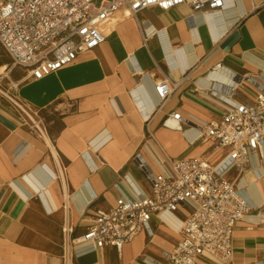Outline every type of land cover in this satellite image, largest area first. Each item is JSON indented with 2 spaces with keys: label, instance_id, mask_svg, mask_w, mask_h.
<instances>
[{
  "label": "crops",
  "instance_id": "crops-1",
  "mask_svg": "<svg viewBox=\"0 0 264 264\" xmlns=\"http://www.w3.org/2000/svg\"><path fill=\"white\" fill-rule=\"evenodd\" d=\"M8 57L0 62L7 91L0 90V264H165L181 239L167 219L183 222L181 212L154 217V233H139L121 251L75 239L116 203L119 188L130 193L135 183L148 191L136 153L158 170L160 146L176 158L205 149L194 124L163 123L175 111L196 123L223 112L233 84L218 76L219 66L231 69L234 82L264 70V0H225L224 8L198 15L186 4L145 9L39 80L10 68ZM165 79L179 85L162 101L157 84ZM10 81H19L13 93L26 113L10 100ZM249 162L229 176L257 207L264 203V162L258 153ZM249 219L257 216L234 231L231 261L209 257L206 264H263L264 227ZM66 224L73 227L67 245Z\"/></svg>",
  "mask_w": 264,
  "mask_h": 264
},
{
  "label": "built area",
  "instance_id": "built-area-1",
  "mask_svg": "<svg viewBox=\"0 0 264 264\" xmlns=\"http://www.w3.org/2000/svg\"><path fill=\"white\" fill-rule=\"evenodd\" d=\"M183 4L198 15L224 8L225 0H0V44L15 66L39 80L100 46L107 37V22L120 12L136 15L151 7L169 11ZM10 82V100L26 113L16 101L19 81ZM178 85L160 81L157 90L162 101ZM230 87L219 116L196 123L175 111L163 123L171 129H181L182 120L194 124L198 141L206 145L201 153L176 158L160 146L158 170L136 153L134 161L148 191L131 185L127 193L118 185L121 193L116 203L98 211L75 241L97 248L112 245L121 251L139 233H154V217L181 212L185 217L179 229L181 239L165 264H206L209 257L229 263L238 223L254 214L257 219H249L250 224L264 227V203L252 206L229 176L235 168L242 173L252 153L264 162V70ZM151 139L159 145L153 135ZM71 231L73 227L66 224V245Z\"/></svg>",
  "mask_w": 264,
  "mask_h": 264
},
{
  "label": "bare ground",
  "instance_id": "bare-ground-1",
  "mask_svg": "<svg viewBox=\"0 0 264 264\" xmlns=\"http://www.w3.org/2000/svg\"><path fill=\"white\" fill-rule=\"evenodd\" d=\"M106 34H108L109 32H111L115 26L113 24H108V26L106 25ZM6 66L1 67L0 68V73L4 72ZM218 76L221 77L224 81H226L228 84H233L235 85L236 82L233 81V79L231 78L230 74L231 69L229 67H225V66H219L218 70H217ZM130 178V177H129ZM130 180L132 181V179L130 178ZM133 182V181H132ZM133 185L135 187H137V185L135 183H133ZM169 222L174 223V226H176V230L178 231L182 225V221L181 220H175V218L171 217L169 219H167ZM177 221V222H175ZM176 224V225H175Z\"/></svg>",
  "mask_w": 264,
  "mask_h": 264
},
{
  "label": "rangeland",
  "instance_id": "rangeland-1",
  "mask_svg": "<svg viewBox=\"0 0 264 264\" xmlns=\"http://www.w3.org/2000/svg\"><path fill=\"white\" fill-rule=\"evenodd\" d=\"M128 17H132V14L131 13H129V12H122V13H120V15L119 16H115V17H113L112 19H110L108 22H107V26H108V24H113L114 26H116L118 23H120V22H122V21H124L125 19H127ZM106 28L107 27H105V33H106ZM5 54H6V52L4 51V49L2 48V46H1V44H0V62H1V56H5ZM8 59H9V65H10V68H15V69H17V68H19L18 66H15L14 64H13V62H12V60H11V58H9L8 57ZM0 66H2L1 64H0ZM70 66V65H69ZM66 68H68V67H66ZM5 72V71H4ZM4 72H2V73H0V74H2L3 75V73ZM165 261V260H164Z\"/></svg>",
  "mask_w": 264,
  "mask_h": 264
}]
</instances>
